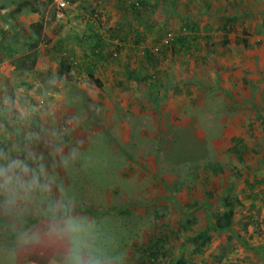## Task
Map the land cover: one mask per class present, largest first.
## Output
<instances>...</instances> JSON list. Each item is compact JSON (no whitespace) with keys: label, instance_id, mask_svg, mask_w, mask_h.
<instances>
[{"label":"rangeland","instance_id":"1","mask_svg":"<svg viewBox=\"0 0 264 264\" xmlns=\"http://www.w3.org/2000/svg\"><path fill=\"white\" fill-rule=\"evenodd\" d=\"M23 1L0 0V20L18 27L0 24V40L10 32L3 44L20 60L35 43L23 27L29 9L12 18ZM136 1L99 12L68 0L54 20L57 7L40 4L49 43H39L33 70H16L0 49V202L75 209L84 264H264V0H145L143 17ZM190 24L202 29L199 41L173 53L166 43ZM104 38L110 46L96 53ZM72 45L84 57L120 48L90 69L102 88ZM71 58L80 67L65 72ZM10 183L29 191L10 192ZM229 196L234 233L216 232L208 223ZM206 231L211 242L193 255Z\"/></svg>","mask_w":264,"mask_h":264},{"label":"crops","instance_id":"2","mask_svg":"<svg viewBox=\"0 0 264 264\" xmlns=\"http://www.w3.org/2000/svg\"><path fill=\"white\" fill-rule=\"evenodd\" d=\"M88 1L94 7L93 9H98L99 12H107V10H110L107 9L110 6H114L120 10L123 5L122 0ZM40 4L43 7L46 3L41 1ZM36 8H38L39 12L36 14L31 13L32 16H28L29 19L33 18L34 20L23 26L24 29L30 30L29 35L31 32L30 26L33 23L44 21L45 28L47 25V10L42 9L40 5H37ZM26 9H29L31 12L30 7ZM15 12L16 14L12 18L18 17L21 14L18 10ZM10 15L11 12L8 16ZM28 17L24 18L22 16L21 20L17 19V21L24 24ZM1 20L0 24L3 29L18 28L14 25L15 22L13 20L12 23L14 24ZM89 23L92 22L89 21ZM117 28L120 29L121 26L117 25ZM9 33L7 34L9 35ZM115 34H118V31ZM101 40L103 43L105 42L103 45L110 46L111 40H106V38ZM70 50L73 51L72 54L76 59L82 58L83 60L87 58L86 64H93L92 66H87V68H91L92 70L94 66L103 67L102 61L108 56L106 55L107 50L100 57H94L93 55L84 57L83 54L75 50L74 45H72ZM100 51L102 52L103 50H96V53ZM96 53L95 55L100 54ZM85 72H87V69ZM9 185H12L10 186V192L27 193L26 191H29L28 189H23V187L27 188L26 185H15L14 183H10ZM1 188L6 189L8 186L4 184L0 187V190H2ZM6 199L3 198V202H0V264H84L83 260H80V254L82 255L84 250L80 249L79 246V235L84 228L83 224H80L81 221L77 212L75 213V209L63 210L54 208L51 212H47L46 208L37 207L39 202H36L38 199L35 197H30L23 201H19V198H17L18 200L7 199V201Z\"/></svg>","mask_w":264,"mask_h":264},{"label":"trees","instance_id":"3","mask_svg":"<svg viewBox=\"0 0 264 264\" xmlns=\"http://www.w3.org/2000/svg\"><path fill=\"white\" fill-rule=\"evenodd\" d=\"M44 2L46 4H51L50 2H47L45 0H28V1H24L22 2L21 4L18 5V11H20L22 8H28L30 7L31 9V13H38L39 10L37 7V5H40V2ZM170 1V0H169ZM168 0H163V2L161 1L162 5H166L167 3H169ZM173 2V5L177 7H180L179 6V2L178 0H172ZM133 7H135L136 9H138V11L140 12V14L142 15L143 17V12L146 11V7H149L148 4H146L145 0H137L135 4H131ZM62 10V9H61ZM64 11V10H63ZM139 12L137 14H139ZM95 13V12H94ZM93 14V13H92ZM56 17V14L54 12L53 14V20L55 19ZM225 20V21H224ZM222 21L220 20L221 22V26H220V30L222 31L223 33V37H224V41L225 43L227 44L228 41H229V38H228V31H230V23H231V20L226 18ZM234 21V20H233ZM44 21H38L36 23H33L30 28H31V32H30V38L32 39H35V43L31 45V47H29V54L26 58H23L20 60L19 57H21L22 55H20L19 53V50H16V49H9V45L8 47H5L4 44H3V40H5L8 36V32H5L4 36L2 37V39L0 40V49H1V52L4 53V52H7V57L11 58V59H15L14 62H16V60H18L19 62L17 64H14L15 65V68L16 70H33L36 63H37V54H36V50L38 48V45L39 43L41 44H48L49 43V40L48 38L45 36V27H44V24H43ZM185 30L188 32V35L186 34L185 36H182V35H174L173 34V37H172V40H169L167 43H166V47L167 48H171L173 53L175 52L176 53V50H175V47L177 48V45H181V47H185L186 51H191L192 49V45L194 42H198L200 39V36H199V31L202 30L199 28V26L197 24H190L187 26V28H185ZM171 32H167V34L163 37H160V40H164L165 37H171V33L173 32L172 30H169ZM160 33L163 32V28H162V31L160 30L159 31ZM209 32V31H208ZM210 33V32H209ZM110 36L111 37H115L114 36V32H110ZM206 40H213V35L211 34H208L206 36H204ZM114 39V38H113ZM120 39V38H119ZM118 39V41H120ZM10 43V42H9ZM8 43V44H9ZM105 43V42H104ZM103 41L101 40L98 47L99 49L101 50H104L106 48ZM14 44V43H13ZM2 47V48H1ZM36 51V52H35ZM119 51H120V48L117 47V51H114V53H111L109 56H107L106 58L111 60V59H118V55L117 53L119 54ZM146 52H148V50H146ZM146 56V55H145ZM30 60V65L27 64V60ZM146 60L147 62H155L156 59L154 57H151L150 55L146 56ZM76 61V60H75ZM112 61V60H111ZM75 64H77V61L75 62ZM88 66H92L93 64L90 63L88 64ZM72 63H70L69 65H66L64 66V70L65 72H70L71 69H72ZM76 67H80V66H76ZM90 69L91 68H87V75L90 79H92L93 81L96 82V84L102 88V83H101V80L97 79L94 75V72H90ZM233 142H236L237 144H239V147L238 146H235V148H232L231 153H235V156L238 157V158H241L242 157V154L243 152L241 151L240 148V145L241 142H240V139L239 138H234L232 139ZM232 196H229V197H225L224 200H223V208H224V214H223V217L220 218L218 221H214V222H210L208 223V227L210 229H214L216 232H223V233H227V232H232L234 233V223H235V217H234V209H235V205H234V201L232 200ZM239 201V200H238ZM240 204V202H238ZM208 208L210 206V204L208 203L206 205ZM207 213H209V211H207ZM210 220V219H209ZM208 220V221H209ZM209 233L206 231L204 232V237H201L202 239V242L199 243L198 247L195 249V251L193 252V255H202L205 253V249L207 248V245L211 242V237L208 235ZM238 238V236L236 237ZM153 261L155 260H158L157 258V254H153ZM178 264H185L184 261H180L178 262Z\"/></svg>","mask_w":264,"mask_h":264},{"label":"built area","instance_id":"4","mask_svg":"<svg viewBox=\"0 0 264 264\" xmlns=\"http://www.w3.org/2000/svg\"><path fill=\"white\" fill-rule=\"evenodd\" d=\"M47 2H50L51 4H53L54 6L57 7V12H56V18H61L63 17V10H61L62 8H64L67 4L68 0H45ZM75 60L74 59H70V63H72L73 66H76L75 64Z\"/></svg>","mask_w":264,"mask_h":264}]
</instances>
